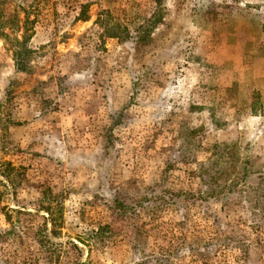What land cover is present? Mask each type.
<instances>
[{
  "label": "rangeland",
  "instance_id": "rangeland-1",
  "mask_svg": "<svg viewBox=\"0 0 264 264\" xmlns=\"http://www.w3.org/2000/svg\"><path fill=\"white\" fill-rule=\"evenodd\" d=\"M1 9L33 52L19 71L0 36V232L4 205L44 227L50 198L64 222L46 251L15 236L0 259L264 264V0Z\"/></svg>",
  "mask_w": 264,
  "mask_h": 264
},
{
  "label": "trees",
  "instance_id": "trees-1",
  "mask_svg": "<svg viewBox=\"0 0 264 264\" xmlns=\"http://www.w3.org/2000/svg\"><path fill=\"white\" fill-rule=\"evenodd\" d=\"M88 4H85L87 7ZM80 19L87 20V16L85 12L82 11L80 15ZM17 19V18H16ZM29 21V18L24 20L23 26H25ZM6 19L4 14V9L0 10V36L7 43H11L10 50L13 54V59L15 62V66L17 70L26 72L29 69V61L30 55L33 52V49L29 46V39L31 38V34H24L23 38L20 39L17 36L11 37L10 34L4 31ZM112 37H119L120 34L118 32H109ZM238 178V179H237ZM237 179V180H236ZM235 180V181H234ZM233 184L237 186L239 183V177L236 176L232 179ZM215 195V196H214ZM207 196H210L209 194ZM189 197V196H186ZM210 197H222L221 194H213ZM3 195L0 194V202L2 201ZM231 200L226 199L225 204L230 203ZM235 204V203H233ZM48 214L46 219L45 226L35 225L32 220H28L26 216L32 215L33 213L29 210H21L10 208L9 206H2L1 212L4 214L5 219L8 224V228H5L3 232H0V243L7 242L9 239H13L15 236L20 240H24V238H28L32 240L33 245L39 246V250L47 249L48 242H50V237L48 233V224H50L49 231L56 235L58 231L63 227L64 222V212L63 206L54 200H46L43 202L42 208ZM23 216V217H22ZM29 232V234H26ZM99 231H97L98 233ZM76 248L81 249L77 244H74ZM41 248V249H40ZM1 264H11L10 261L5 259H0ZM86 264V263H85Z\"/></svg>",
  "mask_w": 264,
  "mask_h": 264
}]
</instances>
